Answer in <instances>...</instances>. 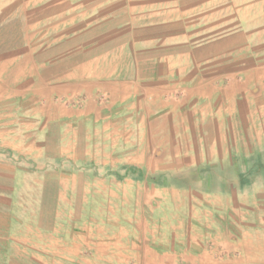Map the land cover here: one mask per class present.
<instances>
[{
  "label": "crops",
  "instance_id": "obj_1",
  "mask_svg": "<svg viewBox=\"0 0 264 264\" xmlns=\"http://www.w3.org/2000/svg\"><path fill=\"white\" fill-rule=\"evenodd\" d=\"M48 9L0 58V264H264V0H89L62 35ZM182 185L248 217L155 247Z\"/></svg>",
  "mask_w": 264,
  "mask_h": 264
},
{
  "label": "rangeland",
  "instance_id": "obj_2",
  "mask_svg": "<svg viewBox=\"0 0 264 264\" xmlns=\"http://www.w3.org/2000/svg\"><path fill=\"white\" fill-rule=\"evenodd\" d=\"M97 1L99 0H91V2ZM85 3H89V0H0V58L10 52L9 46L12 44V33L22 32L30 37L35 35V29L40 27V30H42L41 26H43V30L37 29L39 31L37 34L43 33L46 30V25H49L51 21L49 16V20L44 21L42 25L39 24L35 28V21L38 17L37 11L39 9L44 12H50L51 9L46 10L47 6L50 7L51 4L58 5V18L55 19V24L57 22L59 26L58 34L62 35L67 31L68 27L71 28L76 23L78 19L77 15L83 12L82 5ZM24 14H26V17H24ZM96 160H98V155ZM95 174L98 176V171ZM156 177L163 178L162 175ZM99 186L97 181H92L91 188L92 190H96V193H99L104 188ZM125 188L129 191L128 186ZM201 188L182 185L178 187V191H172L167 196V201H154L151 205L154 209L151 221L154 230H151L153 234L150 236V241H152L155 247L172 246L174 244L181 245L180 243L187 244L190 239H200V241L210 243L213 232H216L218 229V227L212 226L216 222V219H218L219 224L225 225L227 223L233 224L234 220L236 224L237 220H244L245 216L248 217L244 208H242L243 203L241 201H226L220 198L216 202L211 203L209 200H203V202L196 200V197L200 196ZM219 188L220 190L226 189L223 186ZM129 196L130 192L124 194L123 197L125 199L130 198ZM155 198L159 197L155 196ZM122 205L121 211L124 219H131L132 202H124ZM214 206L217 207V210L213 208ZM91 208V239L96 242L100 240L101 234L97 232L100 230L97 223L102 220V210H106L107 206H102L99 202H92ZM251 217H256V215L252 214ZM80 223L81 219H76V230H82L81 227H78V225L81 226ZM191 225L198 226V232H188L191 229ZM98 252L94 249L91 250V264H112L100 261ZM124 264H131L129 257L125 258Z\"/></svg>",
  "mask_w": 264,
  "mask_h": 264
}]
</instances>
